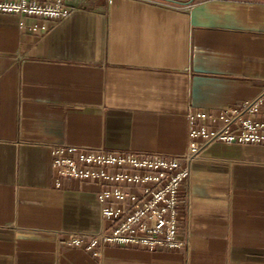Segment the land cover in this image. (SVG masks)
I'll return each instance as SVG.
<instances>
[{"label": "crops", "instance_id": "1", "mask_svg": "<svg viewBox=\"0 0 264 264\" xmlns=\"http://www.w3.org/2000/svg\"><path fill=\"white\" fill-rule=\"evenodd\" d=\"M160 1L70 0L47 31L0 13V264H264V144L202 150L187 251L65 242L108 223L96 185L55 186L54 147L181 155L190 111L264 90V0Z\"/></svg>", "mask_w": 264, "mask_h": 264}, {"label": "built area", "instance_id": "2", "mask_svg": "<svg viewBox=\"0 0 264 264\" xmlns=\"http://www.w3.org/2000/svg\"><path fill=\"white\" fill-rule=\"evenodd\" d=\"M155 3L174 6L160 0ZM70 0H0V13L33 18L34 31L67 18ZM24 27V22L21 23ZM264 90L240 106L188 114V146L181 155L93 149L69 145L53 148L55 186L64 180L96 185L107 227L92 235H70L68 245L94 255L107 246H139L149 251H187L189 234H181L183 209L193 163L214 142L264 144Z\"/></svg>", "mask_w": 264, "mask_h": 264}]
</instances>
